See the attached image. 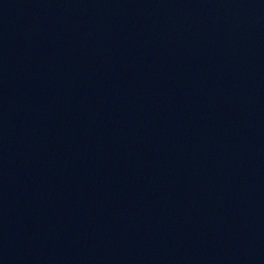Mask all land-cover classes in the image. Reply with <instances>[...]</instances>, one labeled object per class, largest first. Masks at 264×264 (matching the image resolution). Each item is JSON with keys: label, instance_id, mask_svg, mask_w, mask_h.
I'll return each instance as SVG.
<instances>
[{"label": "water", "instance_id": "95a60500", "mask_svg": "<svg viewBox=\"0 0 264 264\" xmlns=\"http://www.w3.org/2000/svg\"><path fill=\"white\" fill-rule=\"evenodd\" d=\"M0 264H264V0H0Z\"/></svg>", "mask_w": 264, "mask_h": 264}]
</instances>
